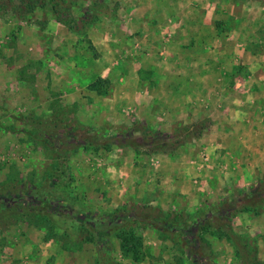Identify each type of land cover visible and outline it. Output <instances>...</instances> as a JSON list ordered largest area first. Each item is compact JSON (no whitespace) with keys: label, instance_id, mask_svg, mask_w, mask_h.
<instances>
[{"label":"rangeland","instance_id":"rangeland-1","mask_svg":"<svg viewBox=\"0 0 264 264\" xmlns=\"http://www.w3.org/2000/svg\"><path fill=\"white\" fill-rule=\"evenodd\" d=\"M0 264H264V0H0Z\"/></svg>","mask_w":264,"mask_h":264}]
</instances>
